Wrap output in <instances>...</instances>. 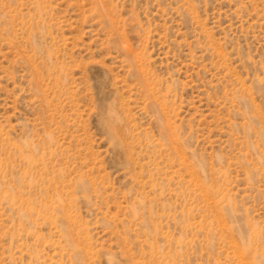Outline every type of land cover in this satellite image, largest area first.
I'll return each mask as SVG.
<instances>
[{"label": "rangeland", "instance_id": "1", "mask_svg": "<svg viewBox=\"0 0 264 264\" xmlns=\"http://www.w3.org/2000/svg\"><path fill=\"white\" fill-rule=\"evenodd\" d=\"M0 264H264V0H0Z\"/></svg>", "mask_w": 264, "mask_h": 264}]
</instances>
